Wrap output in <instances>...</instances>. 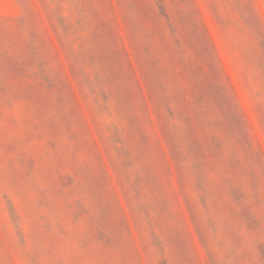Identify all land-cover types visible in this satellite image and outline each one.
Masks as SVG:
<instances>
[{"label": "rangeland", "instance_id": "rangeland-1", "mask_svg": "<svg viewBox=\"0 0 264 264\" xmlns=\"http://www.w3.org/2000/svg\"><path fill=\"white\" fill-rule=\"evenodd\" d=\"M0 264H264V0H0Z\"/></svg>", "mask_w": 264, "mask_h": 264}]
</instances>
